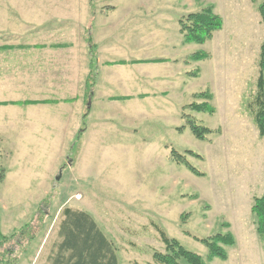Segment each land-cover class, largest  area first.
I'll list each match as a JSON object with an SVG mask.
<instances>
[{"label":"rangeland","instance_id":"374dc122","mask_svg":"<svg viewBox=\"0 0 264 264\" xmlns=\"http://www.w3.org/2000/svg\"><path fill=\"white\" fill-rule=\"evenodd\" d=\"M51 1L0 0L1 46L26 29L61 30L69 41L83 40L85 31L94 45L82 52L91 65H80L79 84L62 87L75 103L0 112V230L16 233L39 207L36 220L48 214L18 264H33L41 245L46 258L50 226L66 207L91 210L119 264H150L154 252H165L158 228L206 264H264V236L251 213L264 194V139L254 121L264 0ZM208 8L222 18V30L205 44H185L180 20ZM18 11L43 24L19 21ZM56 15L66 21H46ZM37 53L0 49V100L37 96L32 66L7 68ZM196 53L207 58L194 61ZM146 58L167 62L129 64ZM7 74H16L15 84ZM204 102L214 114L192 108ZM190 121L212 133L198 140ZM172 148L204 176L177 164ZM220 233L235 239L222 245L226 260L198 241Z\"/></svg>","mask_w":264,"mask_h":264},{"label":"trees","instance_id":"16d2710c","mask_svg":"<svg viewBox=\"0 0 264 264\" xmlns=\"http://www.w3.org/2000/svg\"><path fill=\"white\" fill-rule=\"evenodd\" d=\"M258 12L264 29V1L258 5ZM181 33L184 35L185 44H205L213 38L214 32L223 28V20L208 8L199 13H191L184 20H180ZM4 49H8L4 47ZM207 58L206 53H196L192 56L194 61H202ZM259 77L257 80V93L254 100V121L257 125L260 138L264 139V37L260 49ZM92 77H89L87 87L91 96L94 87ZM208 97H211L210 94ZM192 108L201 113L214 114L215 109L207 102L192 104ZM189 128L193 135L201 141L212 131L205 126L190 121ZM181 130V129H180ZM195 155L191 151L187 152ZM173 160L177 164L185 165L188 170L203 177L200 171L185 161L175 149H171ZM41 211L37 208L30 222L23 226L11 236L4 235L0 230V264H18L21 256L25 254L31 243L38 238L44 226L43 217L48 214L41 212L36 220L35 216ZM251 213L254 218L257 233L264 236V194L254 199L251 206ZM63 220L60 225L59 236L62 242L58 245V254L52 264H119L116 248L112 241L102 232L94 218L87 212L72 208H65L62 211ZM162 242L165 245V252H154L153 263L150 264H206L203 258L186 249L178 239L170 237L164 230L158 228ZM205 245L212 258L226 260L227 252L223 246H234L235 239L231 234H216L198 240ZM223 245V246H222Z\"/></svg>","mask_w":264,"mask_h":264},{"label":"crops","instance_id":"0c3cea01","mask_svg":"<svg viewBox=\"0 0 264 264\" xmlns=\"http://www.w3.org/2000/svg\"><path fill=\"white\" fill-rule=\"evenodd\" d=\"M53 3L57 5L58 1L52 0L51 4ZM16 14L20 18L19 21H23L26 23L27 22L37 23V24L40 23L41 25L43 24V22H38L37 19L22 17L19 11ZM60 17H63V16H57V15L54 17L51 16L48 19H46V21H66L64 18H60ZM86 29H87V26H84V30ZM15 34L14 35L16 36L15 38H17V41L11 42L9 44H3L2 46L0 45V49L1 48L4 49V47H7L8 49L15 48L16 50L23 51V52H25L26 50H31L33 52H36V53L38 52V53L34 55V60L31 61L30 63L17 62V64H15L16 68L13 65H7L8 70L16 69L18 71L23 66H27L25 69L28 70L29 66H32V70L35 71L34 74L36 73V77L39 79L40 83L37 82V86L35 88L36 90L35 93L37 96L35 98L22 100V101L15 100V99L0 100V112L3 110V108L8 109L9 107H12V106H21V107L30 108V107L37 106V105H40V106L47 105V106L58 108L61 103H65V104L69 103L71 105L75 103V99L77 100L78 98L68 96V95H71V93H68V91H67L68 97L63 96L64 93L62 91L63 90L62 87L64 83L68 85H73V84L78 85L80 82V71H79L80 65H91L89 64V62L83 59L82 52L86 47L93 48L94 45H91L92 38L88 39V34L85 31H82V33L79 36L82 37L83 40L69 41V37H70L69 35H67L65 32L61 30H56V29H33V30L26 29V30H23L22 32H17ZM21 38L25 40L20 41L22 40ZM94 44L97 45L96 43ZM155 59L153 58L138 59V60L135 59V60H131L129 64L131 65L145 64L146 65V64H152V63H166L167 62V61L161 62L158 60L153 61ZM102 65H126V64L121 63V61L116 62V63L105 61L103 62ZM20 74H24V72L21 71ZM15 76L16 74H13L11 76L10 74H7V81L9 82V85L12 83L13 84L16 83L17 79H15ZM42 84L45 85L44 88L41 87ZM57 93L58 95H60L59 97L56 96ZM67 112L68 113L65 114L66 116L68 114L73 115V112H71V109L68 110ZM4 132H6L5 128H3V130L0 133H4ZM75 209L81 210V211H84L90 214L94 218V220L97 222L102 232L111 241V239L108 237L105 231H103L102 227L99 225L93 213L90 212L91 210L81 209V208H75ZM61 222L59 224H57L56 222L52 223L50 226L51 231H50L49 236L50 235L54 236V241L53 243H51L52 247L50 249L49 254L46 256V258L42 257L43 255L42 253H43V250L45 249V246L41 245L40 246L41 248L37 252V254H35L34 257H31V260H33V264H52L53 263L52 262L53 259H55L56 255L58 254V245L62 242L61 236H59ZM22 226L14 229L13 232H17L18 230L22 228ZM11 234H8L6 236H9Z\"/></svg>","mask_w":264,"mask_h":264}]
</instances>
